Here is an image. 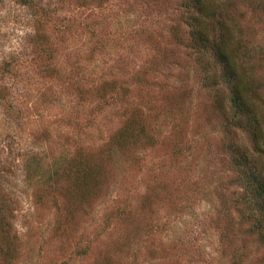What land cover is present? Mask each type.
Wrapping results in <instances>:
<instances>
[{"label": "rangeland", "instance_id": "rangeland-1", "mask_svg": "<svg viewBox=\"0 0 264 264\" xmlns=\"http://www.w3.org/2000/svg\"><path fill=\"white\" fill-rule=\"evenodd\" d=\"M186 1L0 0V264H264L226 146L263 174L264 155L229 133ZM204 2L243 84L263 82L264 0ZM246 99L263 140L264 88ZM79 161L95 184L68 174Z\"/></svg>", "mask_w": 264, "mask_h": 264}, {"label": "trees", "instance_id": "trees-1", "mask_svg": "<svg viewBox=\"0 0 264 264\" xmlns=\"http://www.w3.org/2000/svg\"><path fill=\"white\" fill-rule=\"evenodd\" d=\"M184 12L186 13V27L189 33L190 46L197 54V59L202 64L207 59L206 57L210 56L218 65L219 77L224 81V85L228 89L229 109L226 116V127L231 129L229 133H232L231 131L233 130L246 133L247 138L251 142L253 152L264 155V139L262 140L263 133L259 116L256 108L248 103L249 101L246 99V97L250 96L259 98L260 90L264 88V81L253 82L254 80L250 79L252 84L248 81L247 84H243L239 78L226 52L229 33L223 22L217 19L218 11L209 12L204 0H187L184 4ZM213 78L215 79V77ZM245 84L246 86L243 88L242 85ZM226 150L229 154L230 164L235 169L236 180L234 183L239 188V194L231 202V207L239 212L240 221L250 223L245 235L251 238L258 246L264 248V174L256 167L255 157L253 158L251 153L240 143H232L230 141L226 146ZM92 166L79 161L73 169L68 171V174L72 175L74 181L78 182L81 179L86 184L90 178H93L95 184L98 178L97 173L94 170H92L91 176L85 173ZM36 173H38L37 170H35ZM51 175L55 176L56 171L53 170ZM31 178L37 179L32 172ZM7 198L0 182V213L9 211L6 205L9 203ZM3 207H5L4 210H2ZM221 209L225 210L226 208L222 206ZM226 214L221 217L219 215L221 221ZM1 216L3 217V215H0V232L1 230L4 231Z\"/></svg>", "mask_w": 264, "mask_h": 264}]
</instances>
